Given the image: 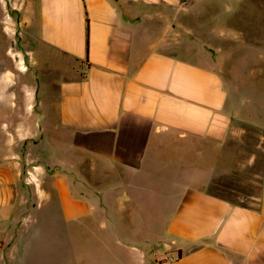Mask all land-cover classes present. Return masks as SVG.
<instances>
[{
  "label": "crops",
  "instance_id": "crops-1",
  "mask_svg": "<svg viewBox=\"0 0 264 264\" xmlns=\"http://www.w3.org/2000/svg\"><path fill=\"white\" fill-rule=\"evenodd\" d=\"M188 2L15 1L76 68L41 111L0 68V264H264V152L256 207L208 189L242 124L264 130V81L232 91L220 45H178L225 37Z\"/></svg>",
  "mask_w": 264,
  "mask_h": 264
},
{
  "label": "rangeland",
  "instance_id": "rangeland-1",
  "mask_svg": "<svg viewBox=\"0 0 264 264\" xmlns=\"http://www.w3.org/2000/svg\"><path fill=\"white\" fill-rule=\"evenodd\" d=\"M15 1L18 0H0V68L12 69L16 82L22 85L18 89L24 88V84L30 85L28 88L32 91L26 93L37 102L36 110L41 111L42 102L47 104L55 100L56 79L67 67L76 68V60L58 55L30 35L15 12ZM219 1L223 5L222 9L219 6V10L216 0H189L188 3H192L194 10H197L193 25H205V39L211 36L214 39L213 35L217 34V29L220 30V26L216 27L217 19L220 20L221 29L224 28L223 41L197 43L195 36L178 26V45L186 49L205 48L208 51H211V46L216 50L215 47L220 45V69L224 70L226 81L232 91L235 90L234 87H239L242 94H245L250 84L264 81V0ZM211 31L213 35H210ZM192 56L196 55L192 53ZM211 56L216 59V53ZM19 93L25 92L19 90ZM263 135L262 127L242 124L240 133L233 135L224 144L218 163L225 169L208 185L210 191L235 203L253 207L258 205L264 152ZM84 223L82 221L80 227H76L75 242L80 248H83V240L87 237L83 228L94 227L88 221L86 225ZM82 252L83 250L81 254Z\"/></svg>",
  "mask_w": 264,
  "mask_h": 264
},
{
  "label": "trees",
  "instance_id": "trees-1",
  "mask_svg": "<svg viewBox=\"0 0 264 264\" xmlns=\"http://www.w3.org/2000/svg\"><path fill=\"white\" fill-rule=\"evenodd\" d=\"M86 45H87V49H88V39L86 40Z\"/></svg>",
  "mask_w": 264,
  "mask_h": 264
},
{
  "label": "water",
  "instance_id": "water-1",
  "mask_svg": "<svg viewBox=\"0 0 264 264\" xmlns=\"http://www.w3.org/2000/svg\"><path fill=\"white\" fill-rule=\"evenodd\" d=\"M168 245L167 244H165V247H167ZM168 248V247H167Z\"/></svg>",
  "mask_w": 264,
  "mask_h": 264
}]
</instances>
